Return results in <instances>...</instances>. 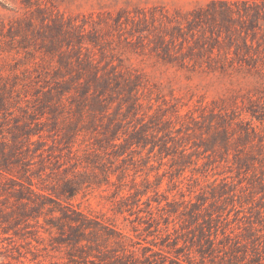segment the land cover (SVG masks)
I'll list each match as a JSON object with an SVG mask.
<instances>
[{
	"label": "rangeland",
	"instance_id": "374dc122",
	"mask_svg": "<svg viewBox=\"0 0 264 264\" xmlns=\"http://www.w3.org/2000/svg\"><path fill=\"white\" fill-rule=\"evenodd\" d=\"M210 216L262 251L264 0H0V264H219Z\"/></svg>",
	"mask_w": 264,
	"mask_h": 264
},
{
	"label": "trees",
	"instance_id": "16d2710c",
	"mask_svg": "<svg viewBox=\"0 0 264 264\" xmlns=\"http://www.w3.org/2000/svg\"><path fill=\"white\" fill-rule=\"evenodd\" d=\"M72 220L80 226H84L82 221L76 219ZM202 220V228L208 229L207 231H200V239L197 241V244L201 246V248L197 250V253L202 260L207 256L212 261L219 258V264H264V247L260 252L254 244L248 247L246 244L239 242V239L237 240L224 231L220 233L221 238L218 236L217 230L212 233L210 231V229L213 228L212 222L219 221L220 216L217 217V220H214L211 216L209 219ZM59 224L60 223H58L57 226H59ZM202 242L204 243L203 245H201Z\"/></svg>",
	"mask_w": 264,
	"mask_h": 264
}]
</instances>
